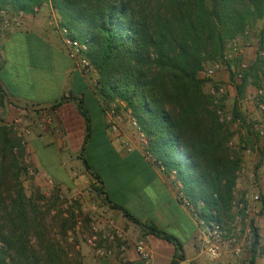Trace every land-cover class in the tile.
Listing matches in <instances>:
<instances>
[{
    "label": "trees",
    "instance_id": "trees-1",
    "mask_svg": "<svg viewBox=\"0 0 264 264\" xmlns=\"http://www.w3.org/2000/svg\"><path fill=\"white\" fill-rule=\"evenodd\" d=\"M44 2L0 0V9L31 14ZM49 4L69 37L86 46L85 56L96 73L93 92L104 109L117 102L129 111L146 139L151 163L165 175L173 173L196 217L205 223L230 220L240 155L226 146L230 134L203 93L198 72L229 40L264 18V0H49ZM258 37L262 49L264 20ZM258 61L249 67L251 72ZM2 101L0 92V106ZM77 109L86 139L88 119L81 101ZM17 146L14 133L1 124L0 264H78L77 252L73 260L67 257L72 246L50 238L49 207L42 211L38 204L42 196L37 190L25 195L20 180L26 173L22 153H12ZM79 159L90 171L80 154ZM89 174L98 182L95 174ZM96 191L101 194L100 188ZM108 204L148 234L175 243L154 227L140 225L121 207ZM53 222H58L64 236L68 222L59 218ZM249 226L248 264H253L258 238L250 222Z\"/></svg>",
    "mask_w": 264,
    "mask_h": 264
},
{
    "label": "crops",
    "instance_id": "crops-1",
    "mask_svg": "<svg viewBox=\"0 0 264 264\" xmlns=\"http://www.w3.org/2000/svg\"><path fill=\"white\" fill-rule=\"evenodd\" d=\"M49 17L50 7L45 1L35 13L25 14L18 27L0 29V92L3 96L0 118L5 126L17 116L33 123L31 135L25 138L23 161L21 158L25 167L32 169V175L25 173V176L33 187L42 192L55 188L75 194L83 193L89 186L100 188L98 197L105 202V215L124 234L127 246L123 252L114 249L111 257L97 260L80 243L78 256L81 264H142L133 251V244L143 237L150 254L149 264H225L227 256L211 261L201 252V233L197 223L200 218L190 207L181 204L178 199L180 187L173 181V176L165 175L151 161H144L138 149L127 150L126 144L136 146L129 129L118 125V132L110 131L103 103L87 79L91 73L82 75L74 68L59 37L47 26ZM255 50V46L245 50L243 59L248 64L252 63ZM215 80L224 82L227 89L230 87L226 71L219 72ZM60 99V104L51 110ZM79 101L88 120L92 101L95 113L101 116L100 125L102 122L99 145L93 146L96 155L87 163L90 171L84 169L79 159V148L86 133L77 109ZM224 102L226 104V100ZM38 109H47L52 119L50 126L42 131L36 129L34 122ZM248 109L251 111L252 107ZM89 135L91 138L90 129L88 138ZM107 157L125 170L109 169ZM241 160L243 176H247L241 185L244 187L252 180L254 185L248 190L250 194L260 195L264 205V165L256 169L257 174L250 171L257 162L255 153L242 156ZM91 172L98 177V182L91 177ZM136 183L139 187L134 189ZM107 202L121 207L140 225L152 226L172 237L175 243L148 234L119 210L109 208ZM253 218L258 244L264 248L263 216ZM249 253H242L247 261ZM253 264H264V254H256Z\"/></svg>",
    "mask_w": 264,
    "mask_h": 264
},
{
    "label": "built area",
    "instance_id": "built-area-1",
    "mask_svg": "<svg viewBox=\"0 0 264 264\" xmlns=\"http://www.w3.org/2000/svg\"><path fill=\"white\" fill-rule=\"evenodd\" d=\"M45 1L49 3V0ZM38 9L39 8L36 7L33 8L31 14L35 13ZM24 15V12L14 13L5 9H0V29L8 30L13 27H18L20 20L24 17ZM47 26L59 37L65 55L71 61L74 68L82 75L92 73L93 67L85 56L87 52L86 46L69 37L66 28L60 25L59 17L51 7L50 17L47 20ZM250 47L251 45L249 40H247L244 36L229 40L217 58L207 68L200 71L199 74H201L204 78L210 79L214 78L219 72L226 71L233 81L241 82L249 70V65L243 59V55L245 50ZM258 56L264 57V51H259ZM251 88L252 91L248 94L249 104L256 114H259L264 118V76L259 75L256 84ZM207 94L211 99V107L213 108L218 121L222 124L230 123L232 121L230 115L224 114L222 108L225 97V88L221 85H214L209 87ZM105 113L107 117V126L110 131L118 132V125L120 126L122 123L127 122L130 127L129 130L131 137L135 139L136 145L143 151L144 155L149 156L146 152V139L137 126L135 120L130 116L128 110L121 108V111L117 112V110L114 109V106H111L105 109ZM51 120V114L47 109H38L37 117L34 120L36 129L38 131H42L44 128L50 126ZM248 122L249 121H246V123L250 125L249 128L254 133V136L258 140L264 139V126L260 123L250 124ZM236 123L239 124L237 121ZM1 124L4 123L0 118V125ZM32 124V122H27L20 116H17L14 117L8 125H6V127L10 128L15 137L18 139V146L12 149L13 154L18 153V151H21V153L25 152V138L31 135ZM227 145L229 147L233 146L232 142H228ZM125 146L127 148L128 144ZM127 150H129V148H127ZM241 153L242 156H247L251 153V151L249 148H244ZM25 169L26 174L31 176L32 169L29 167H25ZM243 173V166L240 165L236 171V175H243ZM172 175L173 173L171 172L170 176ZM178 199L181 204L189 208L188 203L181 194L178 195ZM244 208L245 212L249 214L251 218L262 214L264 225V205L260 195L250 194ZM87 221V231L82 236V244L90 250L94 258L97 260L105 259L113 255L114 249L120 252H123L126 249L127 242L124 234L116 228L113 220L106 217L102 211L87 215ZM197 223L201 233V252L207 258L214 261L222 256H227L228 260L225 264H248L247 258L242 255L244 246L242 243H237L233 234L228 233L224 226L214 222L205 223L201 219L197 220ZM74 228L76 230L80 228L79 221L75 223ZM245 235L247 236V244L251 245L252 233L250 226L245 228ZM66 240L71 242L72 238L68 236ZM133 251L142 264L150 263V254L146 246L145 237L134 242Z\"/></svg>",
    "mask_w": 264,
    "mask_h": 264
},
{
    "label": "rangeland",
    "instance_id": "rangeland-1",
    "mask_svg": "<svg viewBox=\"0 0 264 264\" xmlns=\"http://www.w3.org/2000/svg\"><path fill=\"white\" fill-rule=\"evenodd\" d=\"M264 16V14H263ZM263 19L255 21L254 23H251L248 27L244 29V31L237 37L244 36L247 40H249L251 46H255L256 50L253 54V61H257V58L259 59L257 64V68L254 69L252 72L249 70L245 77V84L242 88V91L238 93V89L241 90L242 87V81L241 82H235L232 80V78L227 74V84L230 86L228 89L226 88V84L224 82H220L215 80L214 78H204L202 77L200 71L207 68L217 57L214 59L206 60L203 62L201 70L198 72V78L203 81L202 91L205 95L208 96L207 92L209 87L214 85H221L225 88V102L222 105L223 113L230 115L232 121L230 123H224L226 128L228 129V132L230 134V138L228 142H232V147H229L226 145L229 149L237 151L240 155V165L242 164V150L244 148H249L251 153H255L256 158V165L254 164L253 168H251L250 171L253 173L258 174V170L256 169L262 165H264V139L258 140L254 133L250 130V125L246 123V121H249L248 123H260L264 126V118L260 116L259 114H256L252 109L249 111L248 107L251 106L248 101V94L251 90V87L254 86L257 82L258 76L262 75L264 76V57H259L258 51H264V47L262 49H259V37L258 33L263 27ZM264 41V38H263ZM248 64L249 67L252 65ZM87 79L91 83V88L93 89L96 85V73L93 68V72L91 73V76H88ZM111 106L117 107V112L121 111V108L123 109V105L120 103H113L110 104ZM109 106V107H111ZM93 103L91 101V114L89 117L88 127L90 129L91 138L90 141H88V137L86 139H83L81 141V145L79 148V154L81 157L87 162H89V158H93L96 155L95 150H93L94 145H99V139L100 137V129H102V122L101 125L99 123V120H101V116H98V114L95 113V110L93 108ZM108 107V108H109ZM107 109V108H106ZM236 121L239 123L237 124ZM125 128L130 129L127 122L122 123ZM103 130V129H102ZM130 131V130H129ZM243 131V133H241ZM243 136H242V135ZM227 142V143H228ZM259 142H262L259 145ZM253 145H256L254 148ZM129 149H138V152L142 155V159L144 161L150 162L151 158L148 155H144L143 151L139 149V147L136 145L134 148L128 145ZM120 149V148H119ZM125 151L124 149H122ZM121 150V151H122ZM120 150H118L119 152ZM119 154V153H118ZM93 156V157H92ZM108 159V165L107 167L109 169H116L120 172L124 171L125 168L122 165L116 166L114 159L111 157H107ZM259 161V162H258ZM22 165L24 163L21 161ZM258 163V164H257ZM239 165V166H240ZM107 168V169H108ZM239 168V167H238ZM264 168V166H263ZM238 170V169H237ZM236 175V173H235ZM173 176V175H172ZM247 176L243 175H236L234 188L232 191V202H231V219L226 220L223 223H221L222 226L226 228V231L228 233H232L235 237V241L237 243H242L244 246L243 252H248L250 249V244H247V236L245 235V228L249 227V222L251 223V226L256 230L254 226V218H251L249 214L245 212V205L247 203L248 197L250 195V192L248 190L249 186L253 187L254 182L252 180H249V182H246V185L243 187L241 185V182L243 179H245ZM20 180L22 182V186L25 192L26 196H30L33 194L34 190H37L38 193L42 196V201H40L38 204L43 209L46 207H49L48 217L46 218L47 224L51 225L50 229V238L61 243L62 246L70 245L72 246V250L68 252L67 257L71 260H73L74 252L78 253L79 244L82 243V236L87 231V215L89 214H95L99 211H102L105 214V202L102 200H99V194L96 191V187L89 186L88 190L86 189L83 193L75 194V193H69V192H61L57 189H51L48 192H42L41 190L36 189L30 184L29 178L25 176V174L21 175ZM138 183H136L133 188H137ZM53 218H59L63 221H67L68 229L65 231L64 236H60V227L57 224L58 222H53ZM52 219V220H51ZM79 221L80 222V228L75 229V223ZM70 236L72 238L71 242H68L66 238ZM77 247V248H76ZM264 252V249L262 246H257L256 248V254H262ZM78 264H81V261L79 259H76Z\"/></svg>",
    "mask_w": 264,
    "mask_h": 264
}]
</instances>
